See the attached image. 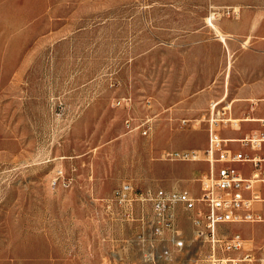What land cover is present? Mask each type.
Listing matches in <instances>:
<instances>
[{"label":"rangeland","instance_id":"374dc122","mask_svg":"<svg viewBox=\"0 0 264 264\" xmlns=\"http://www.w3.org/2000/svg\"><path fill=\"white\" fill-rule=\"evenodd\" d=\"M216 1L0 0V264H154L144 224L109 206L114 191L198 194L208 164L181 155L202 156L211 123L226 138L238 130L228 119L264 111V97L233 103L241 88L225 85L237 73L227 51L208 86H188L184 56L203 41L192 33L219 40L210 15L228 7ZM260 37L240 47L264 56ZM180 227L191 242L186 216ZM219 232L240 234L264 264V222ZM189 250L158 264H207V246Z\"/></svg>","mask_w":264,"mask_h":264},{"label":"built area","instance_id":"2783aa9c","mask_svg":"<svg viewBox=\"0 0 264 264\" xmlns=\"http://www.w3.org/2000/svg\"><path fill=\"white\" fill-rule=\"evenodd\" d=\"M239 14L231 8L214 10L210 20L237 18ZM259 123L264 127V119ZM127 125L134 131L129 121ZM213 126L212 123L209 126V142L201 157L196 151L181 155L183 160L208 164L198 194L189 190H137L127 183L116 189L108 200L109 206L116 205L123 210L128 221L144 224L139 242L148 262H170L175 252L189 253L191 246H207L208 254L202 260L207 264L253 263V255L246 250V241L240 234H221L219 231L222 226L264 222V215L256 209L257 204L264 203L260 191L264 186V155L252 157L244 151L261 152L264 132H255L240 140H225ZM234 143L243 150H233L230 145ZM243 164L251 166L249 177L238 167ZM138 213H141L139 219ZM182 216H186L191 224V242L180 227Z\"/></svg>","mask_w":264,"mask_h":264},{"label":"crops","instance_id":"0c3cea01","mask_svg":"<svg viewBox=\"0 0 264 264\" xmlns=\"http://www.w3.org/2000/svg\"><path fill=\"white\" fill-rule=\"evenodd\" d=\"M216 2L223 7L240 9V14L237 18H228L220 23V29L223 33L232 36V38H228L227 40L228 47H225L220 39L213 40L214 38H210L202 31H194L192 33V36H190L191 38L203 41L199 42L197 46L190 48L185 53L183 65L185 71L188 72V86H208L209 70L216 72V74L225 70V52L227 51L228 56H232V54L237 55L235 59V70L237 73L234 74L232 78L230 75L227 77L226 74L225 85L231 84L241 88L238 89L236 100L233 101V103L236 101H254V99L264 97V79L257 77L258 75L264 74V56H258L257 53L240 47L244 41V45L249 43L246 42L245 39H250V34L261 35V41L256 43V45L258 44L259 47H264V0H217ZM227 97L228 96L225 94L222 101H225ZM222 101H220V103ZM207 105L208 101H202L200 106L205 108ZM256 116L259 118H249L255 119V122H259L264 116V111L259 112ZM260 116H262V118H260ZM241 124H239V126ZM242 130V127H238V130H236L237 132L228 130L226 133L228 137L222 138L225 140H240L252 133L264 132V127L261 124H254L250 130ZM230 146L235 151L243 150L237 143L231 144ZM248 152L253 153V155L249 154L252 157L262 156L264 155V148L261 152L252 150H248ZM238 167H240V165H238ZM248 167L249 171L243 172L247 177L251 175V166L248 165ZM260 191L264 198V186L260 187ZM256 209L264 215V203L257 204Z\"/></svg>","mask_w":264,"mask_h":264},{"label":"bare ground","instance_id":"6f19581e","mask_svg":"<svg viewBox=\"0 0 264 264\" xmlns=\"http://www.w3.org/2000/svg\"><path fill=\"white\" fill-rule=\"evenodd\" d=\"M210 26H212L213 30L216 33V36L224 43L225 46H227V38L231 37L230 35H225V33L222 32V30L217 27L216 25L212 24L213 20H209ZM246 45V44H245ZM217 105V104H216ZM231 107V106H229ZM263 120V119H262ZM262 120H260L259 122H261ZM228 122H232L237 128L239 127V124L243 123V122H255V119H251V118H247L244 120H227L226 124H228Z\"/></svg>","mask_w":264,"mask_h":264}]
</instances>
